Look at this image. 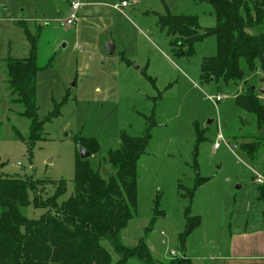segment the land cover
<instances>
[{
  "label": "rangeland",
  "instance_id": "obj_1",
  "mask_svg": "<svg viewBox=\"0 0 264 264\" xmlns=\"http://www.w3.org/2000/svg\"><path fill=\"white\" fill-rule=\"evenodd\" d=\"M72 1L0 0V177L38 182L43 200L64 181L60 204L73 194L77 139L97 142V153L92 146L88 152L89 165L109 181L117 172L109 156L120 135L140 137L148 129V145L137 161V209L119 234L123 245L143 240L160 262L186 254L178 240L187 206L181 195L193 187L196 174L208 181L190 205L191 215L204 220L202 229L187 237L193 253L215 257L246 223L247 230L261 227L264 204L253 172L264 173V124L240 109L235 97L254 87L264 108V74L250 72L241 59L242 81L203 83L200 66L215 55L214 37L195 43L189 55L179 54L186 48L173 45V37L157 24L158 17H191L204 31L215 25L211 5L205 0H76L85 6L77 12L76 27L67 28L63 21ZM247 32L264 33V24ZM30 43L38 68L36 118L44 122L39 132L31 131L22 106L11 103L6 71L7 62L28 57ZM108 44H114L113 54ZM216 96L223 99L214 106L209 97ZM55 109L57 116L45 122ZM197 131L203 140L194 151ZM218 135L238 149L232 153L221 144L215 150ZM179 185L186 190L179 191ZM21 212L35 219L44 213L32 205ZM102 244L117 261L108 242Z\"/></svg>",
  "mask_w": 264,
  "mask_h": 264
},
{
  "label": "trees",
  "instance_id": "obj_2",
  "mask_svg": "<svg viewBox=\"0 0 264 264\" xmlns=\"http://www.w3.org/2000/svg\"><path fill=\"white\" fill-rule=\"evenodd\" d=\"M201 1V0H200ZM213 10L215 25L200 31L191 17H158V25L173 37L172 44L185 47L179 54L189 55L193 45L208 37L215 39V55L205 58L200 66L203 83H235L244 74L239 68L243 59L250 72L258 69L264 74V33L251 35L248 29L264 24V0H205ZM31 44V43H30ZM124 60L123 57H121ZM125 61V60H124ZM129 65L128 61H125ZM11 103L22 106V116L31 121V131L39 132L44 122L36 118L35 77L38 72L34 46L24 59L7 62ZM254 87L237 94L236 105L256 116L264 124V108L253 94ZM57 109L45 120L57 116ZM148 129L140 137L120 135L118 149L110 153V163L116 176L104 181L94 171L88 159L74 162L73 194L63 203L58 200L66 192L59 181L53 195L45 200L39 195L38 182L21 178L0 177V264H193L181 258L156 261L146 243L128 247L119 241L137 209V161L144 154L150 134ZM196 145L203 140L197 131ZM76 145L93 154L98 145L93 139L79 138ZM194 158L196 153L193 154ZM208 181L196 174L194 185L181 197L187 199L183 209L184 229L179 235L181 249L187 237L200 225V218L192 216L190 205L195 191ZM40 183V182H39ZM259 199H264V186L259 187ZM179 191L186 189L178 186ZM30 205L43 210L37 219L28 218L21 209ZM161 215L156 212L155 216ZM149 223L146 228L149 230ZM108 242L118 260L103 247Z\"/></svg>",
  "mask_w": 264,
  "mask_h": 264
},
{
  "label": "crops",
  "instance_id": "obj_3",
  "mask_svg": "<svg viewBox=\"0 0 264 264\" xmlns=\"http://www.w3.org/2000/svg\"><path fill=\"white\" fill-rule=\"evenodd\" d=\"M261 175L264 176V173ZM259 200L264 204V199ZM199 218L200 225L196 231H200L204 223L202 216ZM192 235H194V232L188 237L190 238ZM189 238L187 239L183 250L188 254V256L184 254L185 257L193 264H200L199 262H208V264H264V217L262 220V226L259 228L247 230L246 223L243 229L231 233L227 245L225 248L222 247L221 253H218L215 257H204L202 252L199 254L193 253L191 248L192 245H190L189 248ZM175 253L177 257L182 255L177 252Z\"/></svg>",
  "mask_w": 264,
  "mask_h": 264
},
{
  "label": "built area",
  "instance_id": "obj_4",
  "mask_svg": "<svg viewBox=\"0 0 264 264\" xmlns=\"http://www.w3.org/2000/svg\"><path fill=\"white\" fill-rule=\"evenodd\" d=\"M127 4L125 1H122L120 6L121 7H125ZM85 6L82 3H79L78 1H72L70 3V11H69V15L67 16V18L63 21V25L67 28H74L76 27L77 24V12L78 10L82 7ZM113 9L115 10H119V6L116 5L113 7ZM223 99V96H216V97H209V100L212 102V104L214 106H216L219 102H221V100ZM221 144H223L230 152H234L238 149V147L236 145H226L225 143V139L222 135H218L216 138V141L214 143V149L217 150L220 148ZM253 183L258 185V186H264V176L253 172ZM170 256L176 257V253L171 251L169 252Z\"/></svg>",
  "mask_w": 264,
  "mask_h": 264
},
{
  "label": "water",
  "instance_id": "obj_5",
  "mask_svg": "<svg viewBox=\"0 0 264 264\" xmlns=\"http://www.w3.org/2000/svg\"><path fill=\"white\" fill-rule=\"evenodd\" d=\"M114 48H115L114 44H108L106 46V50L108 51L109 54H113ZM78 154H79L80 160H86L90 157V154L82 148H79Z\"/></svg>",
  "mask_w": 264,
  "mask_h": 264
}]
</instances>
